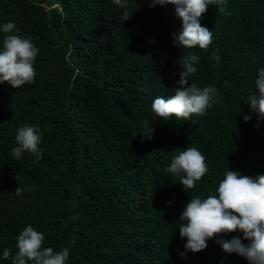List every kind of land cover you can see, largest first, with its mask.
I'll use <instances>...</instances> for the list:
<instances>
[{"label": "trees", "instance_id": "1", "mask_svg": "<svg viewBox=\"0 0 264 264\" xmlns=\"http://www.w3.org/2000/svg\"><path fill=\"white\" fill-rule=\"evenodd\" d=\"M150 3L0 0V25L13 22L39 49L31 83L0 82V264H12L29 225L44 234L43 247L69 250L66 264H249L225 253L220 236L181 256L179 216L193 196L216 195L228 170L264 174V119L247 104L264 68V0H227L228 15L209 5L200 18L212 32L207 49L176 46L175 6ZM188 52L200 57L189 84L214 86L219 103L189 121L165 120L151 104L174 95ZM25 125L40 130V159L12 155ZM188 147L209 168L192 189L167 171ZM221 235L248 243L240 231Z\"/></svg>", "mask_w": 264, "mask_h": 264}, {"label": "clouds", "instance_id": "2", "mask_svg": "<svg viewBox=\"0 0 264 264\" xmlns=\"http://www.w3.org/2000/svg\"><path fill=\"white\" fill-rule=\"evenodd\" d=\"M117 6H126V0H113ZM156 4H172L175 13L182 21V28L173 33L174 44L181 49H192L197 45L207 49L212 43V32L201 25L200 18L209 5L216 6L226 15L227 0H151L150 7ZM130 14L125 12L123 20ZM0 32L7 35L3 38V48L0 50V82H8L18 88L25 83H31L36 75L34 61L39 49L32 43L30 37L21 36L13 22L0 25ZM212 58L220 62V56L215 52ZM200 57L188 52L180 61L182 71L179 72V87L174 95L167 98L157 96L151 108L154 114L168 120L175 116L177 119L189 121L193 116H204L213 103H219L218 91L214 86L198 87L189 84V78L197 72ZM257 94L248 97L247 104L257 114V119H264V68L258 70L255 81ZM250 119L248 115L243 117ZM145 123L144 137L151 139L153 127ZM258 126V125H257ZM41 133L38 127L25 125L17 129L15 140L17 147L12 149V155L20 158L27 151L37 159L42 157ZM177 154L171 159L167 171L180 177L184 189H192L197 182L209 171L205 156L196 147L183 150L176 149ZM25 189L16 187L20 195ZM216 195H208L201 199L193 196L179 218L186 221L179 227V235L186 238L184 256L187 251L192 253L206 249L207 241L220 236L216 242L225 253H236L246 258L249 264H264V174L256 177L241 175L238 171H226L224 178L216 188ZM171 202H169L170 204ZM240 231V237L230 240L223 239L221 234ZM45 236L31 225L25 227L16 240L17 252L11 257L12 264H66L69 250L64 248L58 252L51 247H43ZM10 250L3 251V259L10 258Z\"/></svg>", "mask_w": 264, "mask_h": 264}, {"label": "rangeland", "instance_id": "3", "mask_svg": "<svg viewBox=\"0 0 264 264\" xmlns=\"http://www.w3.org/2000/svg\"><path fill=\"white\" fill-rule=\"evenodd\" d=\"M51 6H54L53 4Z\"/></svg>", "mask_w": 264, "mask_h": 264}]
</instances>
